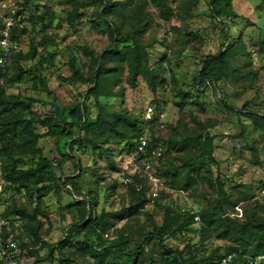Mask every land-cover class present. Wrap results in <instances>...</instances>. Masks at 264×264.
<instances>
[{
    "label": "rangeland",
    "instance_id": "374dc122",
    "mask_svg": "<svg viewBox=\"0 0 264 264\" xmlns=\"http://www.w3.org/2000/svg\"><path fill=\"white\" fill-rule=\"evenodd\" d=\"M78 1L87 6L81 9V18L70 23L71 0H0V13L14 21L13 45L22 55L17 63L11 59L8 76L16 70L17 64L28 70L23 81L6 85V77H2L0 82L7 86L10 94L33 96L49 102L42 104L40 101L34 105L33 108L42 114H50L53 103L67 114L72 104L86 101L90 104V113L96 116L100 108L95 106V97L88 95L93 85L89 76L102 65L110 68V74H115L119 81L113 83L112 79L108 83L107 90L113 95L98 98L103 105L101 112L127 110L151 120L155 134L165 142L164 145L160 142L159 155L139 160H134L128 153L122 138L103 140L97 148L73 147L68 158L63 159L62 154L67 150L65 141L69 142V139L58 144L54 136H42L39 145L43 154L51 159H61V166L54 168L56 174L69 176L74 184L72 193L50 189L35 219L28 216L13 220L16 223L10 236L20 238L26 246L17 264H109L108 259L101 261L78 242L54 251L45 246L44 242L57 244L65 230L80 221L78 209L69 206L70 194L79 199H93L96 211L107 214V240L125 233L133 247L142 241L147 231L170 220L175 213L181 214L182 219L193 214L201 216V213L218 219L228 214L242 219L247 212L264 215L258 189L259 183L264 181V131L254 130L251 125L252 115L264 114V50L261 49L264 0L232 1L238 17L229 22L230 33L244 42L246 51L230 58L229 71L221 81L216 84L207 81L199 86L195 77L202 65L201 58L218 51L223 42L224 25L213 18L211 0H164L170 13L168 18L152 0H115L118 5L109 12L99 1ZM45 7L51 12L46 13ZM138 12L143 17L141 20H138ZM110 20L119 34L134 36L141 47L139 52L158 70L155 90L143 75H139L136 85L131 86L128 62L120 60L116 54H107L111 40L106 22ZM42 41L38 54L53 53L50 62L40 61L38 54L34 58L27 56L32 42ZM125 42L126 46H132L130 38ZM34 68L45 76V85L32 79ZM74 68L83 79L77 76L72 79ZM179 90L190 94L182 107L176 103L183 101ZM196 99L199 103H195ZM242 111L252 112L247 118L251 128L248 140L255 150L243 147L244 142L234 137L240 130ZM46 130L45 126L38 125V132L45 133ZM206 131L216 134V161L213 163L199 157V142ZM169 138L178 141V146L170 143ZM183 143L185 146L180 149ZM106 148L112 151L111 157L106 155ZM33 158L37 159L38 155ZM185 158L197 161L198 170H191L184 163ZM166 163L176 166L181 175L194 176L195 180L186 189L177 180L161 176L162 188L153 195L149 173L156 172ZM124 177L130 178L129 183L134 184L135 190L122 182ZM219 181L229 195L227 198L220 194ZM53 183L44 179L38 185ZM142 186L146 200L138 206ZM15 203L29 211L36 205L23 190L16 194ZM193 220L194 232H184L179 230L181 220L177 219L175 234L168 235L165 242L182 250L185 256L192 255L197 259L213 250L223 254L230 247L236 254L241 252L234 235L222 236L221 224L210 229L201 250L193 249L192 244L201 242L199 228L203 223L202 218L200 223ZM147 250L157 264H165L161 261L163 249L157 240H152ZM147 257L142 253L134 264H145ZM65 258L68 261L63 262Z\"/></svg>",
    "mask_w": 264,
    "mask_h": 264
},
{
    "label": "trees",
    "instance_id": "16d2710c",
    "mask_svg": "<svg viewBox=\"0 0 264 264\" xmlns=\"http://www.w3.org/2000/svg\"><path fill=\"white\" fill-rule=\"evenodd\" d=\"M73 11L72 15L68 17V21L73 23L75 20L81 18V9L87 6V3L78 0H71ZM99 1L105 6L104 9L113 11L118 3L115 0H95ZM154 4L158 5L162 9L164 17L170 16L168 7L164 3V0H152ZM233 0H211L210 4L213 10V18L218 19L223 25V42L218 51L214 53H208L201 58V68L195 77L198 82V86L201 83L207 81L212 84H216L221 81L230 68V58L237 53L245 52L246 48L244 42L237 40L234 35L230 33L229 22L234 17H238V13L233 8ZM146 4V2H144ZM259 7H261L259 5ZM44 11L50 13V8L45 7ZM20 13V12H19ZM17 13V14H19ZM138 12V20L143 17ZM108 36L111 40L110 48L106 50L109 56L118 55L120 60L128 62L130 72V84L136 85V80L139 75H143L149 86L155 90L158 82V70L149 64L148 58L144 57L139 50L140 45L136 42L134 36L130 34H119L118 29L110 21L106 22ZM148 22H146L147 24ZM148 25V24H147ZM2 28V18L0 16V37ZM130 38L132 40V46H126V40ZM10 40L12 43L11 53L8 56L5 65L0 64V79L6 77V85L14 82L23 81L28 74V70L17 64L16 70L8 76L10 69V61L13 59L16 63L21 58V53L13 45L15 42V28L13 27ZM44 42H32L27 56L34 58L38 54V46ZM262 50H264V40L262 42ZM243 49H240V47ZM53 53H47V55L38 54L39 60L44 62H50L53 57ZM144 58H143V57ZM143 58V60H142ZM100 64V63H99ZM33 80L38 81L45 85L46 78L38 68H34ZM77 76L80 79L84 77L74 68L72 79ZM117 83L119 79L115 74H110V68L99 65L95 68L89 76V81L93 84L88 91L89 96H93L96 99V104L100 108L96 116H92L90 113V104L86 101L76 102L72 104L67 114L62 112L58 106L53 103V110L50 114H42L37 112L33 107L41 100L33 96H22L20 94H10L7 92V86L0 82V179L3 182L4 191L9 195L12 201L11 206L6 210V216H18L36 218L37 213L41 211L43 205V198L50 189L57 191L71 192L74 182L69 176L63 177L57 175L54 168L61 166V159H51L43 154V148L39 145V141L42 136L49 135L54 136L56 143H61L64 139H69V142L65 141L67 150L63 152V159H67L69 153L73 147L86 150L89 147L97 148L100 146L103 140L108 141L111 138L124 139V146L127 148L128 153H131L139 144L141 138L145 137L148 141L146 152L141 155L142 159L145 156H151V151L159 147L165 140H161L154 132L153 126L150 124L151 120L135 116L127 110L120 112L104 110L102 113L103 105L99 102L100 96L113 95L107 90L109 81ZM47 90V87L44 88ZM179 95L183 98V101H176L181 107L187 102L186 98L190 95L188 91L179 90ZM98 100V102H97ZM42 104L49 102L41 101ZM195 103H199L198 99ZM243 112V111H242ZM239 115L240 130L234 137L240 138L244 142L245 148L255 150V146L248 140L251 128L247 122V118L250 117V111H245ZM254 116L251 121L253 129L264 131V114L252 115ZM38 125H43L47 128L45 133L38 132ZM82 131V132H81ZM82 133V134H81ZM215 138L216 134H211L206 131L203 140L200 144L199 157L203 160H207L210 163L215 162ZM168 139V138H167ZM170 143L178 146V141L173 138H169ZM180 146V149L184 147ZM168 147V146H167ZM106 155L111 157L112 151L108 148L105 149ZM38 155L37 159L33 157ZM138 159V160H139ZM184 163L190 167L191 170H198L197 161L193 162L190 158L183 159ZM30 162V163H29ZM160 177L170 178L171 181L177 180L183 188H189L193 181L194 176L189 174L181 175L176 166L171 163H166L161 167H158L155 172ZM144 177V176H143ZM135 178H137L135 176ZM44 179L53 181V184H40ZM123 182V180H122ZM150 182V181H149ZM220 183V194L222 197L227 198L229 195L224 190L223 184ZM131 187V190H135L134 184H126ZM264 186V181L259 183L258 189ZM24 191L30 200H35L36 205L32 211L26 210L18 206L15 203L16 194L20 191ZM145 188L139 190V204L143 205L145 202ZM141 195H143L141 197ZM71 202L69 206L76 207L81 214L79 222L73 223L69 226L63 238L57 242V244H50L44 242L45 246L54 251L57 249H63L65 246L73 245L74 242H78L82 247L86 248L93 256L103 259H108L109 264H134L142 253L147 255V261L145 264H157V261L152 255H148V245L152 240L157 242L162 247L161 261L165 264H222L223 258L232 253L234 248L230 247L225 253L220 254L218 251H211L201 259H197L192 255L185 256L183 251L178 248H173L165 242V238L168 235H173L176 232L177 221H180L179 230L184 232H194L192 227L195 216L199 214L190 215L188 218L184 216L182 219L181 214L175 213L170 220H166L161 225L154 226L151 230L147 231L142 241L136 246H131V240L125 233H120L116 237L107 240L106 234L109 226V219L104 211L98 213L95 209L96 202L90 198L79 199L77 195L70 194ZM262 196V204H264V195ZM142 198V199H140ZM264 206V205H263ZM168 215V214H167ZM222 217L221 219L208 217L205 213L199 215V220L195 222L200 223L201 218L203 220L202 225L199 228V234L201 236V242L198 244H192V248L195 250H201L203 248V242L208 238V232L214 225L221 224L223 226L222 236L234 235L235 241L239 244L241 252L238 253V258L243 260L246 257L257 255L264 251V215L256 212H247L244 217L238 218L236 216ZM83 237L81 238V234ZM11 232H5L2 236L4 238L9 237ZM11 237V236H10ZM19 241L21 247V253L26 247L20 241V238L14 237ZM21 256V255H20ZM68 261V258L63 259V262ZM264 264V263H263Z\"/></svg>",
    "mask_w": 264,
    "mask_h": 264
},
{
    "label": "built area",
    "instance_id": "2783aa9c",
    "mask_svg": "<svg viewBox=\"0 0 264 264\" xmlns=\"http://www.w3.org/2000/svg\"><path fill=\"white\" fill-rule=\"evenodd\" d=\"M2 18V28L0 37V64L5 65L8 56L11 53L12 43L10 40L11 32L14 27L13 19L0 13ZM148 141L145 137L141 138L138 146L131 152L132 158L138 160L141 155L146 152ZM161 153V147H157L151 151L152 155H159ZM1 166V158H0ZM150 189L153 195H157L162 188L163 179L155 172L149 173ZM124 183H129L130 178L124 177ZM260 194L264 195V186L260 188ZM12 201L9 195L5 193L3 182L0 179V264H17L21 255V247L19 241L15 238L6 237L2 235L5 232H11L12 226L18 221V216H6V210L11 206ZM199 215L195 216V220L198 221ZM264 263V251L254 256H249L240 260L235 252L227 254L222 264H263Z\"/></svg>",
    "mask_w": 264,
    "mask_h": 264
}]
</instances>
